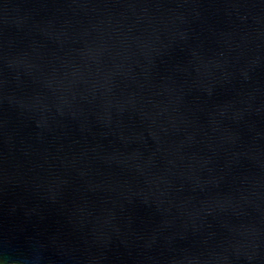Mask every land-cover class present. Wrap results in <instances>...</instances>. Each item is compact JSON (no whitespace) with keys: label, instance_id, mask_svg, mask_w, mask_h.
Listing matches in <instances>:
<instances>
[{"label":"water","instance_id":"1","mask_svg":"<svg viewBox=\"0 0 264 264\" xmlns=\"http://www.w3.org/2000/svg\"><path fill=\"white\" fill-rule=\"evenodd\" d=\"M0 264H264V0H0Z\"/></svg>","mask_w":264,"mask_h":264}]
</instances>
